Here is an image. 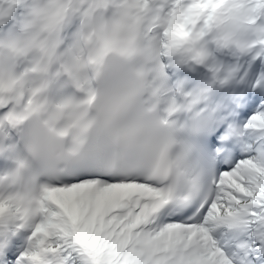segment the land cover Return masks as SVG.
<instances>
[{"label":"snow or ice","instance_id":"snow-or-ice-1","mask_svg":"<svg viewBox=\"0 0 264 264\" xmlns=\"http://www.w3.org/2000/svg\"><path fill=\"white\" fill-rule=\"evenodd\" d=\"M0 264H264V0H0Z\"/></svg>","mask_w":264,"mask_h":264}]
</instances>
